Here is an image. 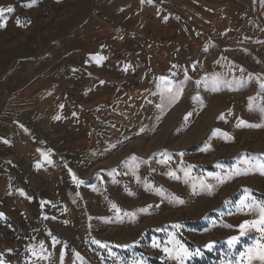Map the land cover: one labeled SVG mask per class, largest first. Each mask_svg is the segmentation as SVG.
<instances>
[{"label": "rangeland", "instance_id": "1", "mask_svg": "<svg viewBox=\"0 0 264 264\" xmlns=\"http://www.w3.org/2000/svg\"><path fill=\"white\" fill-rule=\"evenodd\" d=\"M8 6L0 261L178 264L177 240L184 264H260L239 225L264 202V0Z\"/></svg>", "mask_w": 264, "mask_h": 264}, {"label": "snow or ice", "instance_id": "2", "mask_svg": "<svg viewBox=\"0 0 264 264\" xmlns=\"http://www.w3.org/2000/svg\"><path fill=\"white\" fill-rule=\"evenodd\" d=\"M148 2L151 3L152 0H148ZM29 6H31V5H29ZM13 11H14V9L11 6L0 7V17L4 16L5 13H12ZM0 26H3V25H0ZM160 80L162 82H165L167 80V78L162 76V77H160ZM261 87L264 88V84H262ZM168 90L171 91L170 86L168 87ZM250 100H251V98H250ZM249 107L251 108V105H249ZM261 111H264V109H261ZM188 115H191V113H189ZM56 119H59V117H56ZM185 119H187V117H185ZM218 119H224V114L222 113L218 117ZM240 124L245 125V126H249V127H259V125H247L246 122H244V121H241ZM48 163H51V161L49 160ZM256 170L259 172L260 175H264V165H261ZM237 174L248 175L249 171L239 172V170H238ZM169 175L174 177L175 173H169ZM73 178L75 179V177H73ZM208 187L210 190V186H208ZM244 191L246 193L249 192L248 189H244ZM246 199H247V197H246ZM179 202L183 203V201H179ZM113 208H116V205H113ZM243 208H249V209H252L254 211H258L259 217H258V219L246 220V221L242 222L239 225L240 236H244L246 231L252 230V229H254L256 232H259L261 235L259 238H254L255 239V245L253 248H249L248 250H246V252H242L239 255L241 258H246L249 262H251L252 260H259L260 264H264V202L256 203L255 201H252L251 203H245V201H241V210H243ZM117 211H119V210L117 209ZM2 215L3 214L0 213V216H2ZM172 227L179 229L182 227V225L174 224V225H172ZM225 227H232V226L231 225H225ZM237 241H238V237L233 236L227 241V244L231 248L235 245V243ZM93 243L101 244L100 241H93ZM172 243H173V249H165L164 251L169 255L170 258L176 259L178 261V264H184V257H190L192 255H199V250H197L196 253L190 252L187 248L184 247V245L182 243H180L177 240H173ZM101 246L103 247L106 245L101 244ZM154 246L158 247V245H156V244H154ZM206 247L211 248L212 244L210 243ZM234 262H235V257L233 258V260L228 261L227 264H234ZM0 264H3V262L0 261ZM222 264H224V262H222Z\"/></svg>", "mask_w": 264, "mask_h": 264}]
</instances>
